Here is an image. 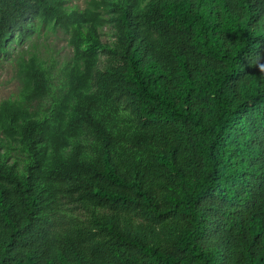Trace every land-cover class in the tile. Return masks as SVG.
Wrapping results in <instances>:
<instances>
[{"label":"trees","instance_id":"1","mask_svg":"<svg viewBox=\"0 0 264 264\" xmlns=\"http://www.w3.org/2000/svg\"><path fill=\"white\" fill-rule=\"evenodd\" d=\"M68 36L0 103V264H264V0H0V51Z\"/></svg>","mask_w":264,"mask_h":264},{"label":"rangeland","instance_id":"2","mask_svg":"<svg viewBox=\"0 0 264 264\" xmlns=\"http://www.w3.org/2000/svg\"><path fill=\"white\" fill-rule=\"evenodd\" d=\"M89 0H69L70 5L85 8ZM73 55L68 36L61 30L41 26L30 35H21L12 40L6 49L0 51V103L15 99L21 91L20 66L24 61L37 56L51 69L56 82L63 78V72Z\"/></svg>","mask_w":264,"mask_h":264},{"label":"clouds","instance_id":"3","mask_svg":"<svg viewBox=\"0 0 264 264\" xmlns=\"http://www.w3.org/2000/svg\"><path fill=\"white\" fill-rule=\"evenodd\" d=\"M256 66H258L261 71H264V64L260 63L259 59L257 61V65Z\"/></svg>","mask_w":264,"mask_h":264}]
</instances>
